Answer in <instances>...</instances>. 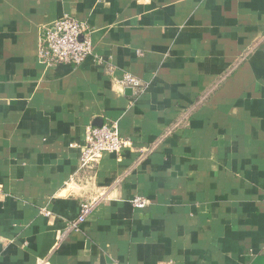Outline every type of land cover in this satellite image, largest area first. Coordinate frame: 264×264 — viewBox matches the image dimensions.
I'll use <instances>...</instances> for the list:
<instances>
[{
	"label": "crops",
	"instance_id": "1",
	"mask_svg": "<svg viewBox=\"0 0 264 264\" xmlns=\"http://www.w3.org/2000/svg\"><path fill=\"white\" fill-rule=\"evenodd\" d=\"M65 15L79 66L39 55ZM113 123L128 146L82 167ZM263 198L264 0H0V264H264Z\"/></svg>",
	"mask_w": 264,
	"mask_h": 264
},
{
	"label": "built area",
	"instance_id": "2",
	"mask_svg": "<svg viewBox=\"0 0 264 264\" xmlns=\"http://www.w3.org/2000/svg\"><path fill=\"white\" fill-rule=\"evenodd\" d=\"M94 54L92 28L83 21L65 15L42 31L39 55L49 65L63 63L79 66ZM98 59V61L102 60L101 57ZM114 81L120 88H132L136 93L142 90L140 79L128 72L116 76ZM128 144L129 141L121 136L114 123L102 126L89 125L86 128V145L82 150L81 165L94 167L105 153H120ZM99 201L91 200L81 204L79 215L72 223V228H78L85 222ZM134 205L143 207L146 201L136 198ZM45 214L49 215L48 212Z\"/></svg>",
	"mask_w": 264,
	"mask_h": 264
},
{
	"label": "water",
	"instance_id": "3",
	"mask_svg": "<svg viewBox=\"0 0 264 264\" xmlns=\"http://www.w3.org/2000/svg\"><path fill=\"white\" fill-rule=\"evenodd\" d=\"M126 93L131 94V93H132V88H128V89L126 90Z\"/></svg>",
	"mask_w": 264,
	"mask_h": 264
}]
</instances>
